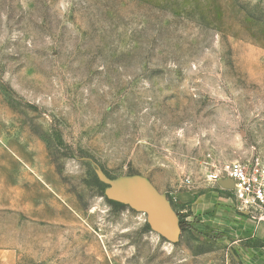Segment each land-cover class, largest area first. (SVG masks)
Returning a JSON list of instances; mask_svg holds the SVG:
<instances>
[{"label":"rangeland","instance_id":"rangeland-1","mask_svg":"<svg viewBox=\"0 0 264 264\" xmlns=\"http://www.w3.org/2000/svg\"><path fill=\"white\" fill-rule=\"evenodd\" d=\"M255 158L264 0H0V248L19 264H264L225 209L169 238L109 190L212 189L236 215L206 165Z\"/></svg>","mask_w":264,"mask_h":264},{"label":"crops","instance_id":"crops-1","mask_svg":"<svg viewBox=\"0 0 264 264\" xmlns=\"http://www.w3.org/2000/svg\"><path fill=\"white\" fill-rule=\"evenodd\" d=\"M109 190H114L127 203H130L135 209L142 212L152 223L153 229L167 237L179 234L175 228L167 223L164 216L154 210L152 205H160L161 208L169 207L175 215L182 213L187 223H195L199 220L198 214L205 212L219 213V210L225 209L224 212L233 218V222L241 225L243 231L250 237H255L257 241L264 239V223L256 222L246 214L234 210L229 206L220 204V198L217 191L208 189L202 193L194 189H187L177 193L174 197L169 198L165 193L158 191L149 182L140 178H132L122 181L119 185L113 184ZM157 203V204H156ZM166 203L168 206H166ZM235 208V205H234ZM236 209V208H235ZM201 221V219H200ZM264 249V246H257ZM0 264H19L17 253L10 248H0Z\"/></svg>","mask_w":264,"mask_h":264},{"label":"built area","instance_id":"built-area-1","mask_svg":"<svg viewBox=\"0 0 264 264\" xmlns=\"http://www.w3.org/2000/svg\"><path fill=\"white\" fill-rule=\"evenodd\" d=\"M206 179L228 182L235 199L236 210L256 222L264 223V162L259 158L236 160L227 166L216 162L206 165ZM187 183H190L187 179Z\"/></svg>","mask_w":264,"mask_h":264},{"label":"water","instance_id":"water-1","mask_svg":"<svg viewBox=\"0 0 264 264\" xmlns=\"http://www.w3.org/2000/svg\"><path fill=\"white\" fill-rule=\"evenodd\" d=\"M220 185H224L226 186L227 188H231V184L228 183V182H221ZM157 204V203H156ZM166 206L167 203H166ZM154 210H156L157 212H159L161 215L164 216L165 220L167 221V223H169L170 225H172L175 230L177 232H179L180 230V227H179V220H178V216L174 214V212H172V210L169 208V207H165V208H161L160 205H152L151 206ZM150 222V221H149ZM151 223V222H150ZM152 225V223H151ZM165 235V234H164ZM178 235L176 236H172V237H169V238H175L177 237Z\"/></svg>","mask_w":264,"mask_h":264},{"label":"trees","instance_id":"trees-1","mask_svg":"<svg viewBox=\"0 0 264 264\" xmlns=\"http://www.w3.org/2000/svg\"><path fill=\"white\" fill-rule=\"evenodd\" d=\"M178 215H179V213H178ZM180 215H181V214H180ZM180 215H179V218H180V219H179V226L182 227V226H183L182 224L184 223V222L182 223V220H184V218H181L183 215H181V216H180ZM184 216H185V215H184ZM184 216H183V217H184ZM184 221H185V220H184Z\"/></svg>","mask_w":264,"mask_h":264}]
</instances>
